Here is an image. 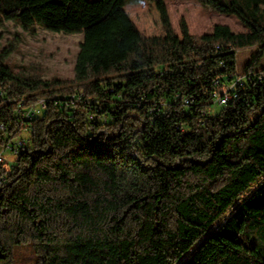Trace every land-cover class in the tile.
<instances>
[{"label":"trees","instance_id":"trees-1","mask_svg":"<svg viewBox=\"0 0 264 264\" xmlns=\"http://www.w3.org/2000/svg\"><path fill=\"white\" fill-rule=\"evenodd\" d=\"M142 1L155 3L162 34L140 31L125 10ZM165 1L0 0V25L83 34L71 78L19 75L6 64L12 46L0 52V148L18 134L17 100L83 92L32 121L5 172L0 264H15L26 242L34 264H174L200 241L183 264H264V183L243 197L264 174V0H197L245 28L201 35L183 18L176 33ZM253 45L238 71L237 51ZM233 72L249 78L219 106L215 80Z\"/></svg>","mask_w":264,"mask_h":264},{"label":"rangeland","instance_id":"rangeland-1","mask_svg":"<svg viewBox=\"0 0 264 264\" xmlns=\"http://www.w3.org/2000/svg\"><path fill=\"white\" fill-rule=\"evenodd\" d=\"M165 3L171 25L178 34L181 18L186 21L189 31L197 35L210 33L215 24L228 25L234 32L245 30L235 15L218 13L200 5L197 0H166ZM125 10L140 31L151 36L162 34L159 13L154 2L142 1L138 4H127ZM82 38L81 32H55L40 25L24 29L17 22L10 20L0 25V52L4 48L12 46L6 58V64L19 75L43 80L71 78L74 74V63ZM257 49L258 45H253L237 51L236 67L238 71H241V68ZM257 68H264V56L261 57ZM218 109V106H214L211 113H216ZM31 131V129L25 130L21 136L29 137ZM262 183H264V174L243 197L248 196L254 188ZM233 210L231 208L215 222L207 234L217 231L221 225L227 222L232 216ZM200 242L187 250L174 264L185 263ZM13 254L15 264H34L35 254L31 242L16 244Z\"/></svg>","mask_w":264,"mask_h":264},{"label":"built area","instance_id":"built-area-1","mask_svg":"<svg viewBox=\"0 0 264 264\" xmlns=\"http://www.w3.org/2000/svg\"><path fill=\"white\" fill-rule=\"evenodd\" d=\"M219 68L224 67V63L218 64ZM249 76H238L236 72L230 73L226 77V82H222L219 77L215 80V84L222 85L223 92L221 94L213 93L214 101L219 106H226L230 99L237 97L236 87L242 81H245ZM110 92L114 91L113 87L107 89ZM83 96L81 90H75L73 93L64 97L54 95L52 97H38L37 99L20 98L17 100V106L15 108V116L17 124L14 127V131H18V134L13 138H7V141L0 148V186L5 183L6 171H9L14 165L16 158L19 155L20 150L29 145L31 142L30 136L23 137L21 134L25 130L32 129V121L37 117H42L46 111L52 107L56 111H60L63 108H73L76 102ZM0 97H7V90L0 88ZM185 103H188L187 98L183 99ZM99 108V107H98ZM87 119L92 120L94 115L92 112H87ZM97 119L104 121V117L97 116ZM0 130L7 134L9 130L8 125L5 122L0 123Z\"/></svg>","mask_w":264,"mask_h":264}]
</instances>
